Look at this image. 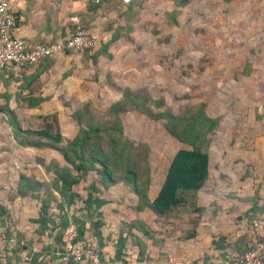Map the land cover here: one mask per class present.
<instances>
[{
    "label": "rangeland",
    "instance_id": "rangeland-1",
    "mask_svg": "<svg viewBox=\"0 0 264 264\" xmlns=\"http://www.w3.org/2000/svg\"><path fill=\"white\" fill-rule=\"evenodd\" d=\"M178 4L179 0H130L128 4L107 0L98 8L89 7L81 20L84 29L93 36L94 45L83 53H67L68 60L62 61V67L56 71L59 74L56 82L61 84L63 91L53 110L11 109L14 118L21 128L33 130L42 127L44 115L54 113L60 132L65 128L70 134L76 126L72 137L78 132V125L71 115L78 111L82 127L97 125L102 128L97 142L109 155L114 176L120 173L121 164L114 152L119 150L120 143L129 141L131 147H127L126 152L130 153V166L139 178H148L150 186L155 187L162 180L174 151L190 145L182 143L166 129L164 118L151 117L149 112L187 115L202 104L205 115L213 118L215 124L204 135L207 143L197 144L210 155L211 174L216 176V169L222 171L220 181L212 182L211 186L226 188L241 180L252 191L264 190V95L257 89L256 81L252 82V87L247 80L259 49L253 44L248 46L250 43L246 40L252 32L257 37L264 20V0H187L183 5ZM112 35L116 40L102 51ZM247 84L253 88L252 95L246 91ZM11 93L6 86L0 88L1 107L8 106ZM117 102L122 103L124 109L117 110L119 106H114ZM10 123V114L0 111V264H5L6 256L10 255L11 259L13 253L22 249L33 264L30 246L38 249L41 243L47 244L46 217L56 210L54 203H50L47 211L41 213L37 199L20 197L16 193L18 177L36 172L33 173L38 175L36 180L48 182L52 174L45 172L43 167L58 153L49 148L22 145V133H15ZM203 125L198 123L197 128ZM254 155L260 159L258 168H254ZM228 168H231L230 174ZM82 179L89 193L93 191L97 197L98 192L101 203L108 206L105 215L112 222L109 226L112 227L117 219L112 212H119L122 219H127L121 220L119 225L126 232L123 224L131 220L136 202L130 186L117 182L102 188L99 174L93 170ZM225 190L216 192V197L230 200ZM147 194L150 198L149 190ZM187 205L179 208L177 215L163 219L151 214L149 209L142 210L143 221L155 230L154 238L161 241L152 245L161 247L163 241L167 245H163V249L150 248L153 251L150 256L142 254L137 260H149L153 264L164 257L193 262L200 259L192 257L191 250L187 255L177 252L181 249L179 242L185 240L183 236L190 228L189 223L192 225L189 218L194 216ZM214 205L208 202L205 213L210 214ZM205 213L201 215L202 220L207 218ZM226 216H230L227 219L231 225H239L237 228L250 225V222H240L233 213H226ZM11 237L16 240L10 248L12 254L7 255L3 246ZM22 242L26 243L24 248ZM187 242V247H191V240ZM57 248L62 249L52 243L48 251ZM42 251L46 252L47 248ZM123 253L125 257L121 256L117 262L144 264L131 263L128 257L131 252L125 250ZM14 263L16 261L12 260Z\"/></svg>",
    "mask_w": 264,
    "mask_h": 264
},
{
    "label": "crops",
    "instance_id": "crops-1",
    "mask_svg": "<svg viewBox=\"0 0 264 264\" xmlns=\"http://www.w3.org/2000/svg\"><path fill=\"white\" fill-rule=\"evenodd\" d=\"M10 2L11 9L16 13L17 15V23H16V35L18 37H21L25 39L27 42H30L32 39H40L45 38L49 39L51 37L54 38H63L66 36L67 28L69 27V22H67L66 18L71 13H76L79 15H83L84 13H87L89 11L88 8L91 7V5L86 2L85 0H8ZM107 1V0H106ZM105 1V2H106ZM104 2V3H105ZM102 3L101 5H103ZM100 5H97L95 8H98ZM264 19V17H263ZM257 37L255 38L253 36V32L248 34L246 37V40L248 43H250L248 46H252L256 49H259V56L257 58V61L252 64V71L249 75L250 78H248V83L250 82L252 85L253 81L257 82V89L262 90V95H264V20L262 21V25ZM257 42V43H256ZM261 49V50H260ZM72 54V53H70ZM69 54L63 53L58 57H55L52 61V63L46 65L45 63H38L35 65H32L30 67H23V68H6L3 72V78L1 81H7V84H0L1 89H5V86L9 91H11L12 95L9 97L8 106L10 109H13L14 111L21 110H31L36 112H47L52 111V107H54L55 102H58V98H60V91H63V88L61 87V84H57V70L62 67V61L68 60ZM65 64V63H64ZM37 72V74H36ZM22 77L25 78V86L18 85L19 82H21ZM246 86V91H250V95L253 94V88ZM253 87V85H252ZM23 95H31L36 98H43L41 101H39L36 105H33L31 107L26 106L25 101H20V96ZM19 100V101H18ZM18 101V102H17ZM264 103V100H263ZM56 110H59L58 108H55ZM73 123V122H72ZM74 124V123H73ZM76 126L71 130L69 134V130H61V133L63 135V132L66 136V138L71 137V135L74 133ZM68 134H66L67 132ZM264 155V154H263ZM254 168H258L260 159L254 155ZM57 161L60 163L62 162L60 160V156L56 155L54 157ZM209 162H208V177L205 180L204 184L196 191V205L199 207H203V210L197 216L194 218V226L193 224L190 225V228L193 229L195 235L191 238H187L183 241H180L178 245H180L181 249L177 252L181 255H187L191 251L193 252L192 257L196 258H203V260H209L210 262H221L227 252H236L233 249H238L244 247V243H248L251 240V231H250V225H248L246 228L241 227L237 228L239 225L230 224V220L227 219L230 216H226V213L232 214L233 217H237V219L242 221H245L247 224L248 222H251L252 217H249L250 212H245V210L248 208V203L242 201L240 198L246 197L251 195L254 192V189L252 191V188H246V182L243 185V181L239 182H233L228 184V186H221L220 188L211 186L212 182L220 181L219 176L221 175L220 172L217 169L216 176L211 174L210 171V155L208 154ZM229 174L231 171V168H228ZM43 172V171H41ZM36 172H29L26 173L32 174ZM39 176L41 175L38 173ZM220 174V175H219ZM218 175V176H217ZM35 179H38V175L35 174ZM85 184V181L82 180L80 184L74 187V191L77 193V196L75 197V200L71 202L70 204H66L64 206V211L62 218L58 216L57 211L55 214L48 215L46 219V230L45 232V238L47 241V244H40V248L36 249L35 246H30L31 252V258L33 259V264H60L57 256L58 248L54 250H49L48 248H51V244L57 243V246L62 247V243H59L58 240H62L63 238V232L66 228H73L75 230L78 229L79 225H83V232L79 238H85L91 241V243L99 250L102 258L109 262H117L120 257H125L123 252L125 250L131 252L128 257L131 263H142L144 264H151V262L145 261V260H137L136 257L137 249L131 245L130 238L128 234L125 232H122L119 234V225L120 221L124 220L126 221V218L122 219V215L118 212H112L117 215V219L114 222L113 226H109V220L108 216L105 215V209H107L106 203H97L98 200L101 199L99 196V193L96 194L97 197L94 196L93 191L89 193L90 189L85 188L83 185ZM151 184V183H150ZM149 184V193H151L152 198L159 185L160 182L155 186L151 187ZM218 186V185H217ZM220 186V185H219ZM243 186V187H242ZM226 189V194L229 195L228 197L231 198L230 200H225L223 198H217L216 192L219 193L221 190ZM256 189V188H255ZM219 190V191H218ZM244 193V195L242 193ZM89 193V194H88ZM258 196L260 199L258 200V204L261 203L263 196H264V190L261 191L257 189ZM25 198H29L36 200L30 196H27ZM235 200L233 203L232 201ZM29 200H26V203H29ZM17 200L16 202H18ZM103 201V200H102ZM213 202L215 205L210 210V214L205 213L204 211L206 209V205L208 202ZM15 202V200H14ZM228 205V206H227ZM227 206V207H226ZM9 208V205L6 206ZM222 209V210H221ZM148 211V210H146ZM145 211V212H146ZM99 214H98V213ZM139 213V214H137ZM144 211L135 212L132 210V216L129 219L133 218H139L143 220ZM153 214L152 212H150ZM207 214V218L205 220H202V214ZM193 215H196L195 212L192 213ZM101 215V216H100ZM154 215V214H153ZM36 217V216H35ZM34 217V218H35ZM193 216H191L192 218ZM33 225L37 227V223L34 222ZM162 218L163 217H159ZM100 220L102 221V225L99 228H95L92 225L93 220ZM229 222V223H228ZM64 226V230L62 227ZM18 229V228H17ZM223 229V230H222ZM208 232V238L206 236V231ZM18 231H23L18 229ZM216 233V235H213L211 232ZM36 234V233H34ZM24 235V234H23ZM207 239L209 241L205 242ZM13 237L9 238L8 241L4 244L3 249L4 252L11 253L12 249H10L13 246ZM189 246L187 247L188 242ZM203 241V242H202ZM11 242V243H10ZM185 242L187 244H185ZM23 243V242H22ZM26 243H23L25 245ZM29 244V243H28ZM34 244V243H31ZM209 244V245H208ZM163 245H167L166 242L163 241ZM161 247H154V245L150 244V242L146 245V254L150 256L153 251L152 248H162ZM208 245V246H207ZM206 249H205V247ZM165 247V246H164ZM47 248V251L43 252L42 249ZM151 248V249H150ZM192 248V249H191ZM163 249V248H162ZM10 250V251H9ZM191 250V251H190ZM27 252H24V249L16 251L13 253L12 258L10 259L11 263L12 260H15L16 263L14 264H32L28 261V257H26ZM8 255V254H7ZM191 255V254H190ZM10 256V255H9ZM7 256V257H9ZM147 255H145L146 257ZM16 257V258H15ZM10 258V257H9ZM18 258V259H17ZM27 262L23 261L26 260ZM36 260V261H35ZM40 260H42V263H40ZM128 260V261H129ZM70 264H89L85 261H81L78 263L72 262Z\"/></svg>",
    "mask_w": 264,
    "mask_h": 264
},
{
    "label": "trees",
    "instance_id": "trees-1",
    "mask_svg": "<svg viewBox=\"0 0 264 264\" xmlns=\"http://www.w3.org/2000/svg\"><path fill=\"white\" fill-rule=\"evenodd\" d=\"M119 1L122 3L121 0ZM186 2L187 0H179L178 5H183ZM90 5L91 7L97 6L94 4ZM77 15L81 20V15ZM57 39L58 38L54 37L49 39H32L30 43H46L48 41H56ZM115 40L116 36L112 35L104 43L101 48L102 51H105L106 47ZM90 48H86L80 53H83ZM69 52L73 51L65 50L64 53L67 54ZM53 59L54 58H43L37 62V64L42 62L48 65L52 63ZM30 66L32 65H23L20 66L19 69ZM10 68L12 67L10 66ZM2 78L3 75L1 76L0 84L3 83L6 85L7 81H1ZM18 84L25 86V78L22 77L21 82ZM20 97L25 101V104L28 107L36 105L43 99L31 95H23ZM114 106H119L117 110L124 109L120 102L115 103ZM0 111H6L10 114L11 123L9 125L13 128L15 133H22V145H29L35 148L53 149L60 156L61 163L55 158L49 159L45 162V166L43 167L44 171L52 174V178L46 183L36 180L32 174H19L16 193L20 197L30 196L37 199L40 203L39 210L41 213H45L50 203H54L58 216L62 218L64 206L73 202L77 196L74 187L82 182V177L90 170L99 174L102 188L108 187L117 182L129 185L131 192L136 196V202L132 207L135 212L142 211L146 208L156 217L167 218L177 215L178 209L188 204V210L196 213L192 218H189V221L194 226V218L199 216L203 210V207L196 205V191L204 184L208 177L209 158L207 149H203L201 145L199 146V143H207V138L204 135L215 124V120L205 115L202 104H199L197 109L193 112H189L187 115L172 116L168 111L161 112L162 114H153L149 112L151 117L164 118L166 121V129L179 141L190 145L189 148L179 147L174 151L165 169L163 178L160 181V185L152 198H149L147 194L149 187L148 178H139V175H137L136 171L130 166L132 163L130 153L126 151L127 147H131V143L129 141L120 143L119 150L116 153L114 152L117 159L121 162L119 166L120 173L117 176H114L113 170L110 166L111 161L109 155L103 150L100 143L97 142V138L102 131V128L97 125H86L82 127L78 111H74L71 115L75 124L78 125V132L76 131L71 138L63 137L59 131L57 118L54 113L44 115L42 127L32 130L21 128L17 123V120L14 118L11 109L7 105L0 106ZM48 117H50L49 120L47 119ZM198 123L200 125L204 124L205 128L203 127L204 125L197 128ZM197 142L199 143L197 144ZM38 161L40 162L39 164H43L42 160ZM55 193L57 196H54ZM240 199L248 203V208L245 212H250V215L248 214L249 217L254 218L264 212L262 201L258 204L260 197L258 196L257 191L254 190L251 195ZM100 202L101 201L98 200L97 203L99 204ZM92 225L97 229L102 225V221L98 219L93 220ZM123 225L126 229L125 233L128 234L130 238L131 245L137 249V258H140L142 254L146 255L145 250L148 242H150V244H155L157 241L158 243L161 242L154 238L156 233L155 230L139 218H132L127 224ZM62 229L64 230V226ZM76 231L75 238L78 239L83 232V225H79ZM122 232L123 230L119 227V234ZM194 235L195 233L193 229L189 228L183 237L187 239ZM7 241L8 238L6 239V242ZM58 241L60 242L62 240ZM250 241L248 243H250ZM248 243H244L243 248L237 247L238 249L234 248L233 250L238 253H244L249 249ZM22 247L24 248L25 245ZM4 263L12 264L9 257L6 258Z\"/></svg>",
    "mask_w": 264,
    "mask_h": 264
},
{
    "label": "built area",
    "instance_id": "built-area-1",
    "mask_svg": "<svg viewBox=\"0 0 264 264\" xmlns=\"http://www.w3.org/2000/svg\"><path fill=\"white\" fill-rule=\"evenodd\" d=\"M89 4H102L105 0H85ZM128 3L129 0H121ZM17 17L11 9L8 0H0V79L8 67L19 68L23 65H35L43 58H55L70 50L80 53L86 48L93 47L94 38L84 29L80 17L70 14L66 36L56 41L46 43H30L18 37L16 31ZM251 241L249 249L244 253H227L221 262H207L202 259L195 262L187 259L175 260L171 257L157 259L153 264H264V212L254 217L250 222ZM76 230L66 228L63 232L62 249L57 251L60 264L85 261L89 264H122L105 261L100 252L90 240L76 239Z\"/></svg>",
    "mask_w": 264,
    "mask_h": 264
}]
</instances>
